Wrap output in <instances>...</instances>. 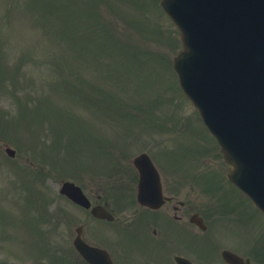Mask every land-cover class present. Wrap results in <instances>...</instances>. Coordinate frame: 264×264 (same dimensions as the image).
I'll use <instances>...</instances> for the list:
<instances>
[{"label": "rangeland", "instance_id": "rangeland-1", "mask_svg": "<svg viewBox=\"0 0 264 264\" xmlns=\"http://www.w3.org/2000/svg\"><path fill=\"white\" fill-rule=\"evenodd\" d=\"M180 47L159 0H0V264L78 263L82 212L57 195L64 179L110 195L142 150L178 177L206 170L202 188L221 174L214 138L170 68ZM37 231L49 240L42 259ZM252 239H264L256 212L240 222L241 246Z\"/></svg>", "mask_w": 264, "mask_h": 264}, {"label": "water", "instance_id": "water-1", "mask_svg": "<svg viewBox=\"0 0 264 264\" xmlns=\"http://www.w3.org/2000/svg\"><path fill=\"white\" fill-rule=\"evenodd\" d=\"M162 5L183 32L185 49L173 62L179 83L232 164L228 177L264 211V0H162ZM240 5L242 17L236 16ZM134 162L139 168L147 164L144 157ZM60 191L88 205L74 183L64 182ZM92 212L110 217L102 208ZM74 245L90 263L110 264L78 237Z\"/></svg>", "mask_w": 264, "mask_h": 264}, {"label": "flooded vegetation", "instance_id": "flooded-vegetation-1", "mask_svg": "<svg viewBox=\"0 0 264 264\" xmlns=\"http://www.w3.org/2000/svg\"><path fill=\"white\" fill-rule=\"evenodd\" d=\"M157 170L159 177L152 179L159 186L143 187V197L155 199L153 205L139 201L133 186L116 203L97 194L92 204L103 205L119 216L107 221L88 214L83 239L106 250L114 264H179V257L192 264H237L222 253L228 249L242 254L239 227L211 222L216 212L235 211V203L223 205L219 196L202 188L204 182L195 183L187 173L178 177L174 167L166 172L157 165ZM206 194L212 195L209 200ZM193 215L201 216L206 226L195 224ZM113 222L122 234L111 231Z\"/></svg>", "mask_w": 264, "mask_h": 264}]
</instances>
